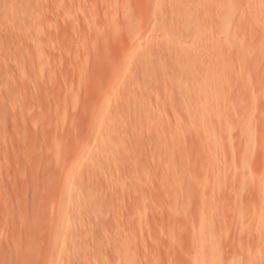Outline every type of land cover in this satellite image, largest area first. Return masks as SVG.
Here are the masks:
<instances>
[{"label": "rangeland", "instance_id": "1", "mask_svg": "<svg viewBox=\"0 0 264 264\" xmlns=\"http://www.w3.org/2000/svg\"><path fill=\"white\" fill-rule=\"evenodd\" d=\"M44 1L45 0L39 1L41 2L39 4V2L37 3V0L36 1L31 0V5L28 6L25 3L21 2V4H24V6L22 5L24 11L25 10L31 11L32 8V12H30L31 15L29 14V11L28 13L25 12L27 15L28 14L30 15V16L28 15L30 18L27 16L28 17L27 19V18H21L23 17L22 13L24 12L23 9H21V6H18L17 4V2H19L18 0L11 1L13 2V4H10L9 0L8 2H5V0L4 1L0 0L1 2L0 6H3V3L5 4L7 3L4 6L5 7L8 6V8H10L12 11V13H10V11L9 13L14 16L13 17L11 15L9 17L6 16V15H10L9 13L8 14L3 13L4 15H2V13L0 12V35L2 37V42L0 40V46L4 45V47L2 48L0 47V62L1 64H3L2 66H0V69L5 65L4 63L8 64L7 62H5L7 60L8 62H12L11 64L9 63L10 68L14 64V66L16 65L14 67V70L17 67V70L19 68L18 71L21 70L25 73L24 74L25 79H23L24 81L22 80L24 84L21 85L22 81L21 82L19 81L21 85L20 87H23L24 90L23 91L21 90L22 88L20 89L19 85H17L18 78L16 79L17 82H14L16 87L13 84L6 83L8 81H6L7 79H5V77L3 76V72L5 73V69L9 65L8 66L6 65V68H4L5 67L4 66L0 70V79L3 80V81L0 80V89L1 91L2 90L10 91V89L11 91L14 90L15 91V93L13 92L14 96L18 98V100L21 99L19 98L20 96L22 97L21 101L20 102L17 101V102H19V104L20 103L21 104L24 103V104L18 105L17 109L20 107L21 113L23 111L22 113L23 114L22 116L24 117L23 120L26 119L24 125L26 124L25 126L27 127L26 129H24L23 128L24 125H22V128L24 130L21 127L18 128L15 127L14 121L12 120L13 117L11 116L13 114L12 111H11L12 114L10 115L9 113L4 114L6 121L8 120L11 123L7 124L6 121L5 122L3 121L6 127H3L4 124L1 127V123H0V132L7 134L6 137H8V134L11 131L10 135L12 136L9 135L10 136L9 138L13 140L12 141L9 138H6L8 140H6L7 142H5L8 143L9 140H10L9 141L10 144L13 142L11 144L12 148L11 147L8 148L7 145L5 144H4L5 146L3 144L0 145V156H1L0 158L4 157L7 160V162L9 161V163H7L5 160L3 161L2 158L0 159L2 163L1 165L3 166V163L5 164L7 163L6 165L10 164L8 166L9 168L3 166L5 168V171L2 166H1L2 168H0L1 169L0 174L2 173L7 174L9 172L8 173L9 175H7L9 177L7 178L5 174L4 175L2 174V176L0 175L2 177V180L5 178L7 181L6 182L4 180L3 182H0V196H1L0 198L2 199L0 200L1 201L0 203H2L0 204L1 205L0 228L2 226L4 228V230L1 231L3 232L2 234L3 237H0V239L2 238L0 240L1 241L0 264H14V263L16 264V262L18 261L21 262V263L19 262V264H22L23 261L25 262L23 264H32L31 258L32 259L35 258L34 259L35 262L33 264L35 263L46 264L47 258L42 257L43 254H45V251L43 250L45 249L43 243L46 241L45 243L47 245L50 239L47 242V240L45 239H48V236L42 234V231L43 233L46 232L41 227L44 224H42L43 218L40 219V217L44 216L43 214H45L46 212L48 213L49 212L48 210L50 208L52 209L54 208V211L56 210H57L56 212L59 211L58 212L59 214L57 213V216L59 215L61 219L64 216L65 218L72 217L75 218L74 220L76 221L79 220L81 221V219L83 218L82 216H84V220H85L86 218V214H84L86 211L85 208L84 209L82 208L83 210V213H81L83 214L82 216H80L81 214L79 213L81 209L78 207L70 206L73 209H71L70 207L64 208L66 204L67 206L69 204L68 202V199L70 197L69 194L71 193L72 195V192H74L75 190L76 191L79 190L85 195L86 194L91 195V193L92 195H95V193H97L96 195L98 196H100V194L98 193L100 192V190H102L100 197L103 196L102 198H104L107 196L106 198H104L106 210L103 208L101 214L99 215L96 214V217L92 216V218L93 217L96 218V219L94 218L95 220L94 222H97L96 220L100 221L99 218L103 214H104L103 217L108 215L109 217L107 218H110V221H114V220L116 221V218H118L119 216L117 215L119 213L118 211H120L119 213L120 217L118 219L119 220L118 223L122 222L121 223L122 225L123 224L125 225V222L126 224L129 223L128 225L132 229L131 230L130 228H128L129 226L125 227L129 229L128 231L126 229L127 231L126 236L132 238V240L129 239V241H131L130 242L131 246L128 249L131 250L127 251V254L130 252L128 254L129 255L128 257L131 256L130 254L133 255L134 260L132 258V261L134 262V264H192V263L196 264L195 262H197V264L198 263L206 264L205 261L207 258L205 259L204 256L205 257L208 256V259L210 258V256H212L213 258L212 257L211 258L215 261V263L212 262V264H253L251 263V259H253L254 256L264 253V232H263L264 229H262L264 228V211H263L264 210V0L261 1L257 0V2L255 0H248L247 3L249 2L248 3L249 5L247 3L246 4L244 3L243 6L248 12V14L246 15L244 14L246 10H244L243 6H242L243 10L241 9V6L240 7L238 6L242 0L240 2L236 0L238 2V5H236V1L233 0L235 2L234 6L237 7L234 9L236 10L238 9V13L236 10H235L236 12L234 13L236 16L233 15V13H231L233 17L234 16L236 17L233 18L232 23L225 22L219 24L218 26L217 24L213 25L216 20L213 18V20H211L213 21V24L211 22L212 25H210L209 22L207 23L208 25L207 27L201 26V28L195 26L197 17L200 16L199 11L201 14L204 13L203 14L204 16L206 12L208 13L212 11L210 7H213V10H215L214 9L215 3H213V1L217 2L216 0H205L203 2L199 0H192V2L190 0L189 1L185 0L187 3H184V0L183 1L178 0L180 2H177V0H175V2H177V4L173 2L177 7L175 9L173 6L174 4L171 2V0L169 1L161 0L160 3H162V5H160L158 0H149V2L148 0H84V2L86 1L85 3L83 2V0H65L66 2L64 0H46L45 2ZM193 1H196L195 2L196 5H194ZM14 2H16V4ZM32 2H34L35 4L37 3L38 5L36 4L35 6V4H33ZM59 2L62 4L61 6H59ZM164 2L166 4L168 2V5L171 9V10H166L168 13L165 11L166 4L164 5ZM181 2L183 3L181 4ZM156 3H158L159 5L157 6ZM178 3H180L181 6H179ZM32 4L33 7H31ZM64 4L65 6L67 4L68 5L65 7ZM70 4L72 7L69 6ZM145 4L147 6H145ZM183 5L185 6V8L184 7L180 8ZM189 5L191 7L190 12L188 11L190 8L188 7ZM245 5L246 7L248 5V8H246ZM153 6L155 8H153ZM64 7L65 8L71 7V9L67 8L65 10ZM158 7L159 9L163 10V12L160 13L161 14L160 19H157L160 15L159 11H161L157 9ZM26 8L29 9L27 10ZM63 8L64 10H61ZM17 9L18 10L20 9V11L17 12ZM176 9H178V11ZM179 9H181L182 11H185L186 9L189 12L188 15L192 13L190 15L191 20H189L192 26H190L189 28H193L191 29L192 31L193 30L196 31L200 29V32L198 33L199 37L197 36L198 31H196V35L195 32L194 34L192 33L189 34V36L193 35V37L190 36V39L189 38L187 39L188 33H186L187 36L185 34L184 37H182L183 33L181 34V36L176 35L174 37L176 39L179 38V40L176 41H181V40L183 41L184 39L187 40L186 42H191L193 39L196 40L199 39L197 41V44L199 45L200 42H202L200 39H202L203 37V36L200 37V35L210 34V36L207 37H209V39L211 37V39L215 41L214 43L217 42L223 43L222 41L224 40V37H226L225 32H228L226 29H228L229 26L230 28L236 26L235 27L236 29L234 28L231 29L236 32V33L233 32V35L235 33V41L233 42L234 48H232L234 49V51L232 50V52L230 53L233 56L229 58L228 55V59H231L230 61L232 63V64L230 63L231 65L229 64L228 68L233 66L232 72L231 69H226L229 70L228 74H230L231 76L230 75L225 76V73H227L225 71V73H223L222 78L220 80L221 85H224L227 91L225 90L224 87L221 86L222 89H224L226 93L230 90L229 91L230 94L228 92L227 93L228 95H226V99L227 96H229V98L226 100L224 97V101L221 100V102L223 103L219 102L220 101L219 100L218 103H216L217 105L216 104H215L216 106L214 105L216 107V109L214 108L216 112L213 110L215 113H212L213 111H211L209 114L206 115L204 114V116L202 117L200 116L201 118L198 117L195 119L194 118L189 119V116L186 114L185 111L186 108L184 110V106H180L181 104L176 105L174 103L173 104L169 103L170 99L167 96L168 95L167 92H169V96L171 93H174V91L170 93V91H172L173 89L176 92L179 91L178 88L176 89L171 86L173 82L172 84L170 82V86L172 87V90H170L171 87L169 86L168 83L171 78L176 84L175 87L177 85L178 87L185 86L184 83L186 80V78H184V80H182L184 81V83L179 85L178 81L181 80L180 78L183 79V77L178 76L180 77L178 78L176 75L177 72L175 71L176 67H174L175 70L170 67L171 61L169 59L171 58L168 59L170 61L169 62L170 64L169 63H167L168 65L164 64L163 61L167 57L165 53L160 54L162 51L164 52L166 50L165 49L166 47L171 49V44L173 45V43L175 42L174 37L172 35L171 37L173 38L172 40L174 41L170 42V40H167L169 39L168 37H170V35H168V37L167 35L165 36V34H167L165 32L166 31L168 32L167 27H169L168 23L170 22V21L168 22V20H170L169 19L170 16H168L170 15L169 11H171V14H173L174 11L176 10L174 14H177L181 11ZM67 10H69L68 12H71L69 13L70 15H68L70 17L67 16L68 13H65V11ZM38 12L40 14H38ZM62 12L64 15L62 14ZM197 12H198V16H197ZM126 13H128V15ZM65 14L68 18H66ZM72 14H74V16ZM192 15L197 17L193 18ZM242 15L243 16L245 15L246 17L245 16L242 17ZM1 16H5L3 18L5 19L7 18L8 20H1L2 19ZM11 17H13V19L10 20ZM32 17L33 18L35 17V19H33ZM22 19H25V21L28 20L26 22H32L31 19L33 21L37 19V21L34 22L36 25H38L39 23L40 26L39 27L40 30H39V34L37 35V38L39 41L38 43V48L40 50L39 52L42 57H40L41 59L39 61L41 62V65H39L40 67L39 75L41 76L38 77L39 79L37 83L38 87H35L37 86V84L33 86L34 84H32L33 82L29 77L30 74H28L30 73V65H31V64L29 65L30 61L27 60L28 58H26V53L29 50L31 51V47L29 48L30 45L29 43H27L28 40L26 41L24 37L20 38L22 35L19 36L15 28L13 29V26L16 25V21L19 22L22 21ZM242 20L243 22L244 20H246V22H244L243 24ZM6 21L7 22L11 21L13 23V26L11 25L12 31H10V34L11 33L12 34L11 35L9 34L10 36H8L6 32H8L7 30H9L11 26L8 24L9 22L5 23ZM230 24H232L233 26ZM44 26H46L44 28L46 30L48 29L49 30L51 29L52 31L54 29L55 30L53 32L48 30L46 32V30L43 29L42 31V28ZM134 26L141 27L140 30L143 28V31H140V33H138L139 36L138 34L136 36L135 31L129 30V28L130 29L136 28ZM239 26L241 28V31L238 30ZM205 28L206 31H204ZM207 28L208 29L212 28L213 30L210 29L211 30L210 32ZM230 28L228 30L232 34ZM136 29L138 30V28ZM207 30L209 33H207ZM201 32L202 34H200ZM230 33L228 32L227 34L231 35ZM14 34L16 38L12 36ZM135 37L139 38V40L141 39V41H139L140 46L136 47L137 49L135 50H134L135 46L134 47L131 46L133 50L129 48L130 51L127 54L128 52L127 50H129L127 48L128 40L132 38L131 41H133L136 39ZM160 37L162 38V40ZM19 38L20 39L24 38L25 41H20ZM100 39H102L103 42H105L104 43L105 46H103L104 45L103 43H100L102 42V40ZM209 39L207 42L210 41ZM202 40L204 41L203 44H205L206 39L205 40L202 39ZM124 41L126 42L124 43ZM131 41H129L128 47H130V45L133 44ZM12 43H14V45ZM15 43H17V45H15ZM51 43L53 44L51 45ZM120 43L121 44L123 43L122 46ZM155 43H156V47L154 45ZM9 44H12L10 45V48H9ZM55 44L56 46H54ZM116 44H118V46ZM124 44H126V46H124ZM160 44L162 45V48H160L159 46ZM153 45L155 48H158L157 46H159V48L161 49L159 50L161 52L159 51L158 53V50L156 49L157 52H155L154 54L153 50L155 48L152 49L151 47ZM13 46L15 48L18 46L19 47L18 49L17 48L14 49ZM25 46L27 47V49H25ZM20 47L23 50V53L25 54V57L22 58L23 60L20 59V57L17 58V55L13 56L14 53L16 54V51L20 49ZM117 47H119L120 49ZM123 47H125L126 49ZM148 47H150L152 51L150 49L149 50L153 52V54L148 52L147 50ZM3 48L5 49L4 52H3ZM7 49H9L8 52L6 51ZM170 49L167 50L170 51ZM200 49L204 50V47L201 46ZM200 49L196 52V54L187 57L186 62L184 60L183 64L185 63L187 64L188 62L191 64V61L192 64L196 62L198 63L200 57H202L203 55H204L203 57H205L204 51L202 50L201 52ZM119 50L121 51L126 50V51H123L124 52L123 53ZM5 51L7 53H9L10 51L11 56H9L10 54L8 56L4 55ZM12 51L14 52L13 54ZM30 51L28 52L29 54ZM199 51L201 52L200 54L198 53ZM122 53L123 54L126 53L127 55H123ZM145 53H147L146 55H148L147 56L148 58L145 57L146 56ZM150 54H152L153 56ZM154 55H156L155 56L156 59L153 58ZM163 55H165L164 56L165 58H163ZM143 56L146 58L145 60L147 59L149 60L148 61L149 64H150V60L153 59L151 60L152 64H150L149 67L150 68L154 67L153 69L156 68L155 69L156 72L155 71L148 72L149 76L145 72L146 71V69H144L145 65L143 64L139 65V62L145 61L142 60ZM149 56L151 57L150 59ZM3 57L5 59V61H3L4 63L2 62ZM25 59L27 60V62L29 61L28 64L26 62V65L24 63ZM14 60L17 62H14ZM156 62L157 63L163 62L162 65H164L163 66L164 69L168 68V70H166V72L168 71L166 73L167 75L164 76V73L161 74L162 78L161 76L159 77V75L162 71L165 70L159 69L161 68L160 64H158L159 67L157 68ZM153 63L156 65H154ZM21 64L23 65L22 67L20 66ZM138 65L139 67L144 66L143 69H141L140 67L141 70H144L141 73L142 76L144 78L145 76L146 78L148 76L149 77L148 79H150L148 81L149 84L142 82L143 84L146 85L145 87H147L148 85V88L150 90L148 89L147 90L149 92H147L146 89L145 91L143 90V93L142 91L140 92V88L138 86L140 84L139 81H138L139 84L137 85L138 89H136L137 87L135 88L134 85V88L137 91H135V89L133 88L134 83L130 84L132 81L131 74L134 73L135 76L138 75L137 73L140 69L138 70L135 69L138 67ZM169 67L171 71L174 70L172 71V73H170V75L173 76L170 79H168L169 81H167L168 83L166 87L162 88L165 82L164 77L166 76L168 78L170 77L168 74L170 71ZM7 69L9 71V68ZM12 69L13 67L11 68V70ZM157 69L159 70V72L161 70L162 71L159 73ZM223 69L224 68H222L221 72L225 70ZM11 70L9 72L7 71L6 72L10 74ZM14 70L12 73L18 72V71L16 72V70L14 72ZM114 73H116V76H118V78L120 77L119 73L121 74V77L125 75L123 77L125 80L124 79L122 80L121 84H119L118 88L116 89V93L110 97L111 101L115 104V106H113L112 102L109 101L108 104L111 103L110 105H112V107H109L110 105H107L106 102V100H108L109 98L105 100L104 95L110 91L109 89L111 86L108 85V83L110 84L109 80L115 76ZM156 73L158 75H156ZM223 76L225 77L223 78ZM141 78L140 80L143 79ZM146 78L143 79L144 82ZM151 78H153L152 79L153 82H151ZM155 78L156 80L159 79L157 82L163 85L159 86V84L156 82V84L158 85L156 86V84H154ZM225 78H228V80L227 79L224 80ZM166 79L167 78H165V80ZM161 80L164 82L161 83L162 82ZM226 81H228V83ZM142 83L140 84L141 85L140 87H142L141 90L145 88L144 86H142ZM106 85L109 86V89L108 87L106 88ZM153 85L155 86L154 88ZM227 87H230V89L229 88L227 89ZM130 88H133L135 92H138L139 94L138 93L137 94L139 96L141 94V95H145V98H149V101L152 102V105L154 104L153 105L154 108L156 107L158 102L161 103L167 102L165 107L164 105L163 106L161 105L162 107H164L162 109L164 110V114H165L163 116V120H161V123L159 121L161 118L157 119L155 116H153V113H150V115L145 119V122L148 121L147 125L143 126L142 120L144 119L138 117L136 119L133 118L134 116L136 117V115H134L137 114L134 111L136 109L131 108L130 105L129 106L130 109H128L127 106V109L129 111L125 110L127 111L125 112L123 110L126 109V107H124L126 105H123L125 104L123 102L121 103L119 97L122 95L121 98L122 100H124L126 96H124L123 98V93L125 92V95H127L129 93L127 90H129ZM152 88L154 89V93ZM166 88L167 89L169 88V91L168 90L165 91ZM16 89L19 90V92L17 91L18 93L16 92ZM37 89L38 91H36ZM31 90L34 93H32ZM219 90L220 92L222 91L220 87ZM249 90L251 93L249 92ZM39 91L40 93H38ZM126 91L128 93H126ZM132 91L133 90L130 89V92ZM134 91L132 93H134ZM225 91H222L221 95L223 94L225 95L226 94ZM96 92L98 93L97 95L101 93L100 95L101 97H103L102 99H104L105 101V102L103 101L104 107L102 106L103 103L99 101L102 100L100 99L101 98L100 95L97 96ZM19 93L20 96L19 97L16 96V94L19 95ZM152 93L153 95L156 94L155 96L157 97L154 98L155 96L149 95ZM174 94L176 96V93ZM138 95L136 97H138ZM150 96L153 99H151ZM6 98L7 96L5 97V99ZM7 100H9V98H7ZM155 101L157 102L155 103ZM5 102L6 101L4 100L2 103ZM7 102L9 106H5L4 104L1 105L3 107L2 109H5L4 113H7V111L10 112V110L13 109L11 106L12 104H9L11 103V101L10 102L7 101ZM99 103L101 104V106H99ZM10 106L11 109L10 108L6 109V107H10ZM35 106H37L38 108ZM158 106L161 109L160 104ZM168 106H170L169 110H171V108L173 109V112L165 110ZM159 107L157 111H160ZM2 109L0 107V110ZM181 109H183V111ZM181 112L183 114H180ZM252 112H255V114ZM124 113L129 114L128 116L131 120L127 118L128 117L127 114ZM179 114L181 118H179ZM165 116H167L168 118ZM175 116H177L176 119ZM184 116L187 118L186 119L187 122L184 120ZM121 117L123 119H121ZM116 119H118L116 123L119 124H115V125L117 126L119 125L118 126L119 129H117V126H115V128L118 131L115 136H117L118 140L121 137L120 144L117 142L118 140L115 137L114 141L117 147L114 145L115 149H109L111 147L108 146L109 148L108 147L106 148L104 146L102 147L104 148L103 151H101L102 150V148H100L101 143H99L98 138H95L94 136L97 133L98 125L100 124L105 125V123L107 124V126L114 125ZM126 119L130 121L127 122ZM132 119L135 120L134 124H136V126L134 124L131 125ZM139 119L141 120L140 123L138 122ZM155 119H157L156 122ZM188 119L190 120L189 121L190 123L188 122ZM31 120L33 123L31 122ZM112 121L113 124L111 123ZM151 121H153V124H150ZM180 121H182L183 124ZM176 122H180L182 124L181 125L182 127L180 125H177ZM137 123H139L140 126ZM169 123L171 124V126ZM175 123H176V127L174 126ZM187 123H189L190 125ZM184 124L185 126L187 125L189 127H187L186 129V127L183 126ZM13 125H14V129H13ZM35 126H38V128ZM33 127L35 130L32 129ZM120 127L123 128L120 129ZM1 129L4 131H2ZM6 129L8 130L5 133ZM119 130L121 132H119ZM22 133L24 135L21 136ZM31 133L33 134L35 133V135ZM17 135L22 137L20 138V141L24 138L22 140L23 144L22 142L20 144V142L18 143L15 140L17 139L14 138L15 136L18 137L17 140H19V136ZM79 144L81 145L80 147L78 146ZM17 145L19 147H17ZM82 145H86V147L82 149ZM8 146L10 145L8 144ZM51 146L54 148L51 149L52 148ZM7 149H8L7 153L9 154V159H7L8 156V154L6 153ZM51 150L52 151L54 150V153L53 152L49 153V151ZM78 150L79 151L84 150V152L89 153L87 159L88 161H86L87 163L85 162L83 167L81 166L79 168L80 170L79 175L84 180L85 176L87 175L86 172L91 171L90 173L88 172L89 173L88 175H91V180L88 181L90 176L87 175L88 176V177L86 176L87 181L84 180L82 182L80 181L79 177L77 178L75 177L71 183L70 182L66 183L64 179L65 178L64 175H61L62 174L60 171L61 169L56 168V164H54V162L57 163L58 165L59 164L58 160L60 159L59 166H61L62 168H65L67 166L71 167L73 165V157ZM1 152H3L4 156L1 154ZM99 154L102 157L100 156L99 158V156H97ZM56 155H58V157L56 160H54L56 158ZM95 158L96 160H99L97 162V167H96L97 169L102 168V165L99 164H103V163H104L103 165L105 166V167L103 166V168H106L100 170L98 169L100 173L96 168L93 167L96 163ZM93 161L95 162L93 163ZM101 161L103 163H100ZM62 162L64 164L63 166L61 165ZM91 165L93 169L98 171L95 172V174L94 173L93 174L100 178L93 179L92 176L94 175L92 174L93 169L92 168H91L92 170L90 169ZM56 170L58 171L59 177L56 174L57 172H55ZM56 179L57 180L60 179V181L59 180L57 181ZM62 180L64 181L62 182V184L60 183L61 185H59V182H61ZM79 182L83 184L82 187L80 186ZM79 186L82 188L83 191L79 189L80 188ZM87 189L88 192L91 190L90 193L87 192ZM49 190L51 191V193ZM112 192L114 195L112 194ZM111 197H113L114 199ZM106 200H108L109 202ZM34 201L36 203H34ZM113 201L116 202L114 203ZM36 204H38L40 208L37 205L38 208L37 209L35 207ZM4 205H6V208L9 211L8 213L5 212V214L2 215L3 209L1 208H3L2 206ZM49 206L52 207L49 208ZM24 207H26L27 209V212H24V215L26 214V218L28 217L27 218L28 220L25 219L27 223L23 219L25 216H23L22 213L23 211H21L23 210ZM6 208L4 210H6ZM77 208L79 211H77ZM107 208L109 209L110 212L112 210L113 212L110 213ZM43 209L45 211L47 209L48 210L45 212ZM32 210H35L34 211L35 213ZM37 210L42 215L40 213L38 214ZM116 210L118 213H116ZM17 211L21 213V215L17 213ZM56 212H54L55 215ZM106 212L107 214H105ZM36 213H37V217L34 215ZM112 213L114 214L116 213L115 219L113 220L112 218L114 217V214L112 215ZM109 214H111L112 217ZM121 214L123 215V217H125L124 221L121 220L123 219L121 218L122 216ZM33 215L35 216V218L33 217ZM97 215L99 216L98 219H97ZM196 215H200L201 217L204 218L203 220L205 221V224L198 231V236L203 237V235L204 236L207 235V238L208 239L210 238L209 240L207 239V242L201 244V246L197 244L198 236L197 238L195 237L194 239V237H191L187 233L188 232L187 229L190 224L189 220L191 217H195ZM18 216L19 217L22 216L21 217L22 220ZM57 216L56 218L59 217ZM89 216L90 217H87V222L94 223L90 214ZM18 218L19 220H21L20 224L22 226L20 227H19L20 224L18 223L19 222ZM107 218L105 217V219ZM126 219L129 220L128 223ZM84 220L82 219L83 222ZM102 220L104 221V219H101V221ZM32 222L34 223L33 224L34 226H37V224L40 225H38L37 227H33L34 228L33 229L31 227L32 224L29 225ZM209 224H211L212 226ZM25 225L27 229H25ZM124 225L122 227L123 229L121 228L122 231H125ZM28 227H31L30 231ZM210 229H214V232L210 231ZM260 229L262 231L258 232ZM18 230L20 231L23 240L22 238L21 240H19L21 236L18 233L19 232ZM33 230L36 232L37 235H35V232H33ZM122 231H120L119 233L121 236H123L121 234L123 233ZM209 231L212 233L213 235L212 237ZM1 232H0V236H1ZM4 232L5 235L6 234L9 235L7 236V238L9 237V239L11 238L12 240V242H10L11 240H9L8 241L9 243L13 245L15 243L18 246V243H20L19 241H21L20 246L22 245L21 248L23 249L28 247L31 244L29 243L30 240H32L31 241L32 245L28 247L30 248V250L28 249L29 253L26 251L27 248L24 250L20 248L21 251L19 250V248H17V250H19V252L17 251L18 253L14 249L17 255L19 256V257L16 256L17 259H15L14 257L15 253H12L14 252L12 251L14 247L13 245L11 247V244L5 241L6 237L4 235ZM27 232L29 234L30 233L32 234L33 232L34 236H32L31 234L28 235ZM128 232H130L132 236H129ZM257 232L262 234L260 235ZM125 233L126 232H124L123 234L125 235ZM26 234L28 235V238H26L27 237ZM12 236H14L16 240ZM30 236L32 238H30ZM42 236H46V237L45 239L43 237L41 242ZM4 237L5 240H3ZM17 237H19V239H17ZM35 237H37L38 239ZM13 240H15L16 242H13ZM27 240L29 242H27ZM35 240L36 241L39 240L37 242L38 243L40 242L42 244L40 243L34 244V242H36ZM129 241L125 243L129 244ZM7 243L12 248L11 253L14 255L9 254L10 247L9 249H7L8 247ZM40 245L41 248L40 247L38 248V246ZM33 250H36L37 255H39L37 256L38 257L37 259L39 258L41 259V260L39 259L40 260L39 262L37 261L35 256L32 257V254H31V258L30 255H28L30 254V251ZM33 252L36 254L35 251ZM23 253L25 254L26 257L29 256L30 259L29 258L26 259L25 256L24 259V257L21 256V254L23 255ZM20 256L21 259L19 260ZM56 256L57 255H55L53 260H57L58 256L57 257ZM8 257L10 258L13 257L14 261L10 258L8 259ZM200 257L203 258L200 259ZM75 259L77 260L78 258ZM196 259H199L200 261ZM78 260L74 261L73 259L72 261L70 259L69 262L64 261V263H60V264H76V263L79 264L81 260L80 261ZM202 260H204V263H202L203 262ZM92 261L93 259L91 260V263ZM132 261L131 262L128 261V264H131ZM123 263L124 262H122V264Z\"/></svg>", "mask_w": 264, "mask_h": 264}, {"label": "bare ground", "instance_id": "2", "mask_svg": "<svg viewBox=\"0 0 264 264\" xmlns=\"http://www.w3.org/2000/svg\"><path fill=\"white\" fill-rule=\"evenodd\" d=\"M2 1H4V0H2ZM11 1H13V0H9V3L10 4H13V2H11ZM16 1V0H15ZM19 2H20V4H19V2H17V4H18V6H21V9H23L22 8V5L24 6V4H21V2H23V3H25L27 6L28 5H31V0H18ZM33 1V0H32ZM34 1H36V0H34ZM39 1H41V0H39ZM38 0H37V3L39 2ZM46 1V0H45ZM44 1V2H45ZM65 1V0H64ZM165 1V0H164ZM169 1V0H168ZM181 1V0H180ZM180 1H178L177 0V2H180ZM183 1V0H182ZM189 1V0H188ZM191 2H192V0H190ZM199 1H205V0H199ZM217 2H215V1H213V3H215L213 6L215 7L214 9L215 10H213V7H210L211 8V10L212 11H210L209 9V11L210 12H206L205 13V15L203 16V14L204 13H200V11H199V15L201 16V18H200V16L199 17H197L198 16V12H197V16H194V15H192V17L194 18V17H197V20H196V18H195V20H196V23H195V26H198V27H200L201 28V26L202 27H207L208 25H207V23H209L210 22V25H212L213 24V21H211V20H213V18L214 19H216L215 20V23L213 24V25H216L217 24V26L219 25V24H221V23H232V20H233V18L236 16L234 13L237 11V13H238V9L236 10V9H234V8H237L236 6H234V1L233 0H216ZM236 1V0H235ZM238 2H240L241 0H237ZM236 1V5H238V2ZM247 1L248 0H242L240 3H239V7L241 6V9L243 10V8H244V3L246 4L247 3ZM256 2H257V0H255ZM261 1V0H260ZM5 2H8V0H5ZM51 2V1H50ZM61 2V1H60ZM59 2V6H61L62 4ZM66 2V1H65ZM68 2V1H67ZM71 2V1H70ZM78 2H80V1H78ZM83 2H84V0H83ZM86 2V1H85ZM84 2V3H85ZM147 2V1H146ZM148 2H149V0H148ZM153 2V1H152ZM155 2V1H154ZM158 2L160 3L161 2V0L159 1L158 0ZM163 2V1H162ZM171 2L173 3H176L177 4V2H175V0H171ZM195 2L196 1H193V3H194V5H196L195 4ZM255 2V3H256ZM1 3V2H0ZM15 4H16V2H14ZM33 4H35L34 2H32ZM36 3V4H37ZM41 2H39V4H40ZM49 3V2H48ZM64 3V2H63ZM77 3V2H76ZM75 3V4H76ZM173 3V4H174ZM183 2H181V4H182ZM184 3H187L185 0H184ZM192 3V4H193ZM199 3H201V2H199ZM249 3V2H248ZM247 3V4H248ZM7 4V3H6ZM5 3H3V6H0V12L2 13V15H4L3 13H9V11H10V13H12V11H11V9L10 8H8V6L7 7H5L4 5H6ZM10 4H8V5H10ZM33 4H32V6L31 7H33ZM36 4H35V6H36ZM69 4V3H68ZM67 4V5H68ZM146 4H149V3H146ZM145 4V6H147ZM153 4V3H152ZM157 4V6L159 5L158 3H156ZM155 4V5H156ZM166 3L164 2V5H165ZM179 4V6H181L180 5V3H178ZM192 4H191V6H192ZM1 5V4H0ZM26 5H25V7H26ZM38 5V4H37ZM48 5V4H47ZM66 5V6H67ZM74 5V4H73ZM160 5H162V3H160ZM168 5V2H167V4L164 6L165 7V11L166 10H171L170 9V7H169V5ZM171 5V4H170ZM249 5V4H248ZM248 5H247V7H246V5H245V7L246 8H248ZM56 6H57V4H56ZM64 6H65V4H64ZM65 6V7H66ZM69 6H71V4L69 5ZM78 6V5H77ZM174 6V9L175 8H177L176 6H175V4L173 5ZM178 6V7H179ZM242 6H243V8H242ZM31 7H29V8H31ZM46 7V6H45ZM64 7V8H65ZM72 7V6H71ZM71 7H67V8H70L71 9ZM185 8V6L183 5L182 7H180V8ZM188 7H190V5L188 6ZM18 8H20V7H18ZM28 8V9H29ZM59 8H62V7H59ZM64 8L63 9H61V10H64ZM67 8H65V10L67 9ZM152 8V7H151ZM153 8H155L154 6H153ZM161 8V7H160ZM169 8V9H168ZM9 9V10H8ZM27 9V8H26ZM27 9V10H28ZM34 9V8H33ZM69 9V10H70ZM157 9H159V7L157 8ZM162 9H163V6H162ZM186 9H188V8H186ZM185 9V11H182L181 9H179V10H181L179 13H177V14H174L175 12H176V10L178 11V9H176L175 11H174V13L173 14H171V11H169L170 13V15H168V16H170L169 17V19L170 20H168V22L170 23H168V25H169V27H167L168 28V32L166 31L165 33H167V34H165V36L167 35V37H168V35H170V37H171V35L174 37V36H181V34L183 33V36L182 37H184L185 36V34L186 33H188V37H187V39L189 38L190 39V36H192L193 37V35H190L189 36V34H194V32H195V35H196V31H198L197 32V36H198V33L200 32V29L199 30H191V29H193V28H189L190 26H192L191 25V22L189 21V20H191L190 18H191V14H189L188 15V13L191 11V7L189 8V12L187 11ZM240 9V8H239ZM69 10H67V11H65V13H68L67 14V16L68 15H70L69 13H71V12H68ZM159 10H161V9H159ZM208 10H205V11H208ZM236 10V11H235ZM244 10H246L245 8H244ZM8 11V12H7ZM18 11H20V9L18 10L17 9V12ZM29 11V10H28ZM28 11H24V9H23V12L25 13H28ZM54 11V10H53ZM71 11V10H70ZM73 11V10H72ZM194 11V10H193ZM30 12H32V8H31V11H29V14L31 15V13ZM37 12V11H36ZM35 12V13H36ZM81 12V11H80ZM126 12V11H125ZM124 12V13H125ZM161 12H163V10H161V11H159V14L161 13ZM167 12V11H166ZM165 12V13H166ZM201 12H204V11H201ZM9 13V14H10ZM22 13L23 15V17H21V18H27L28 19V17L30 16L29 14V16L25 13ZM49 13V12H48ZM168 13V12H167ZM194 13V12H193ZM231 13H233V15H235L234 17H233V15L231 14ZM239 13H240V11H239ZM244 13V12H243ZM21 14V13H20ZM33 14V13H32ZM38 14H40L39 12H38ZM52 14V13H51ZM62 14H63V12H62ZM122 14V13H121ZM127 15H128V13H126ZM125 14V15H126ZM158 14V13H157ZM156 14V15H157ZM242 14V13H241ZM245 15L246 14H248V12H247V10H246V12L244 13ZM12 14H10V15H6V16H11ZM26 15V16H25ZM56 15V14H55ZM64 15V14H63ZM73 16H74V14H72ZM82 15V14H81ZM154 15V14H153ZM165 15V14H164ZM163 15V16H164ZM167 15V14H166ZM196 15V14H195ZM240 15V14H239ZM244 15V16H245ZM13 16V15H12ZM25 16V17H24ZM28 16V17H27ZM38 16V15H37ZM36 16V17H37ZM65 16H66V14H65ZM66 16V18H68V17H70V16H68L67 17ZM155 16V15H154ZM189 16V17H188ZM231 16V17H230ZM238 16V15H237ZM243 15H242V17H244ZM3 17H5V16H1V20H8L7 18L5 19V18H3ZM14 17V16H13ZM13 17H11L10 18V20L11 19H13ZM63 17V16H62ZM124 17V16H123ZM246 17V16H245ZM30 18V17H29ZM33 18V17H32ZM41 18V17H40ZM126 18V17H125ZM161 18V14L159 15V17L157 18V19H160ZM236 18V17H235ZM33 19H35V17L33 18ZM128 19V18H127ZM167 19H168V17H167ZM123 20V19H122ZM193 20V19H192ZM26 21H28V20H26ZM25 21V19H22V21H19V22H17L16 21V25L15 26H13V23L11 22V24H10V22L8 23L7 21L5 22V23H8L10 26L12 25L13 26V29L15 28V30H16V32H18V35L19 36H21L20 38H22V37H24L25 39H26V41H27V43H29V48L31 47V51H30V54L27 52L26 53V58H28L27 60H29L28 62H29V65H30V73H28V74H30V78H31V81L33 82L32 84H34L33 86H35V84H37L38 83V81H39V79H38V77L39 76H41V75H39L40 74V67H39V65H41V62H39L40 61V57H42L41 56V54H40V50H39V48H38V43H39V41H38V38H37V35L39 34V23H38V25H36L35 24V22L34 21H37V19L36 20H32L31 19V21L32 22H26ZM238 21V20H237ZM2 22H4V21H2ZM65 22V21H64ZM67 22V21H66ZM204 22V23H203ZM206 22V23H205ZM211 22H212V24H211ZM242 22H243V20H242ZM244 22H246V20H244ZM244 22H243V24H244ZM50 23V22H49ZM3 24V23H2ZM66 24V23H65ZM233 24H234V22H233ZM236 24H237V22H236ZM246 24V23H245ZM45 25V24H44ZM200 25V26H199ZM206 25V26H205ZM230 25H232V24H230ZM4 26H6V25H4ZM12 26H11V28L9 29V30H7L8 32H6L7 34H8V36H10L11 34H10V31H12ZM194 26V27H195ZM233 26V25H232ZM241 26V25H240ZM240 26L238 27V30L239 31H241V28H240ZM247 26V25H246ZM8 27V26H7ZM46 26H44L43 28H42V31H43V29L45 28ZM55 27V26H54ZM134 27H136V28H138V30L136 29V28H132V29H130L129 28V30H132V31H135V33H136V36H137V34L138 33H140V31H143V28L140 30V28L141 27H137V26H134ZM144 27V26H143ZM210 27V26H209ZM236 27V26H235ZM234 26H233V28L234 29H236ZM67 28H68V26H67ZM112 28V27H111ZM114 28V27H113ZM162 28V27H161ZM167 28H164V29H167ZM229 28H230V26H229ZM228 28V29H229ZM233 28H230V30L231 29H233ZM240 28V29H239ZM48 29V28H47ZM64 29H66V28H64ZM135 29V30H134ZM146 29V28H145ZM160 29V28H159ZM163 29V30H164ZM208 29V28H207ZM211 30H213L212 28H210ZM210 29H208L210 32H211V30ZM228 29H226L229 33H230V31L228 30ZM243 29V28H242ZM44 30H46V29H44ZM49 30V29H48ZM48 30H46V32L48 31ZM55 30V29H54ZM53 30V31H54ZM115 30V29H114ZM153 30V29H152ZM152 30H150V31H152ZM208 30H207V33H209L208 32ZM245 30V29H244ZM244 30H243V32H244ZM6 31V30H5ZM49 31H52L51 29L49 30ZM52 31V32H53ZM73 31V30H72ZM131 31V32H132ZM137 31V32H136ZM149 31V30H148ZM160 31V30H159ZM204 31H206V28H205V30ZM67 32V31H66ZM70 32V31H69ZM161 32H162V30H161ZM164 32V31H163ZM228 32H225L226 34L228 33ZM231 32H232V34L231 35H229V34H225V36L227 37H224V40L222 41L223 43H221V42H217V43H214L215 41H213L212 39H211V37H210V39H209V37H207V36H210V34H208V35H203L202 34V32L200 33V34H202V35H200V37H202V39H206L205 41V44H203L204 43V41L202 40V39H200L202 42H200V44L198 45L197 44V41L199 40H196V39H193L191 42H186L187 40H184L183 39V41L181 40V38H180V40L182 41H176V40H179V38H175L174 37V40H175V42L173 43V45L171 44V49L170 48H165L166 50L163 52H161L160 50V48H162V45L160 44L159 46H160V48H159V46H157L158 48H155L156 47V43L154 44L155 45V47H154V45L153 46H151L152 47V49L153 48H155L153 51H154V54H155V52H157V50H158V53H159V51L161 52L160 54H162V53H165V55H166V57L167 58H165L164 56L165 55H163V58H165L164 59V64H167V63H169L170 61H171V65H173V66H171L170 65V67L171 68H173L174 70H175V68L174 67H176V72H177V77L178 76H182L183 77V79L182 78H180V77H178V78H180L181 80H179L178 81V84L180 85V84H183L184 83V81H182V80H184V78H186V80H185V83H184V85L185 86H183V87H178V85L175 87V82L173 81V79L171 78L172 76L170 75V73H172V71H174V70H172L171 71V69H170V67H169V78L166 76V77H164L165 75H167L166 73L168 72H166V70H168V68L167 69H164V65H162V63L160 62H156L157 63V68L159 67L158 66V64H160V67L161 68H159V69H164L165 71H160L159 72V70H158V72L160 73V75H159V77L161 76V78H162V75L161 74H163L164 73V81H162L161 83H163L164 82V86H162L161 84H159V82H157L159 79H157L156 80V78H157V76H156V78L154 79V84H156V82L159 84V86H162V88L163 87H166V85H167V81H169L168 79H170V81H169V86H170V82H171V84H172V82H173V84L171 85L172 87H174V88H178L179 89V91L178 92H176L174 89L172 90V87H171V89L170 90H172V91H170V93L171 92H173L174 91V93H176V96H175V94L174 93H171L170 94V96H169V92H167V96H168V98L170 99H168L167 101L169 102V103H171V104H176V105H179V104H181L180 106H184V110H185V108H186V114L189 116V119H191V118H198V117H202V116H204V114L206 115V114H209L211 111H215V109H216V103H218V101L219 102H221V100L222 101H224V97H225V99H226V95H228L227 93L230 91H228L227 93H226V88H225V86L224 85H221V83H220V80H221V78H222V75H223V73H225V71L227 72V73H225V76H227V75H230V74H228V71L229 70H226V69H231V72H232V67H230V68H228L229 67V64L231 63V59H228V55H229V58H231L233 55L232 54H230L231 52H232V50L234 51V49H232V48H234V41H235V31L234 30H231ZM233 32H235L234 33V35H233ZM3 33V32H2ZM14 33V32H13ZM56 33V32H55ZM133 33V32H132ZM203 33H206V32H203ZM4 34V33H3ZM10 34V35H9ZM64 34H65V32H64ZM129 34V33H128ZM151 34V33H150ZM164 34V33H163ZM132 35V34H131ZM130 35V36H131ZM134 35V34H133ZM149 35V34H148ZM230 37H229V36ZM233 35V36H232ZM2 36H4V35H2ZM12 36H14L15 37V34L14 35H12ZM18 36V37H19ZM54 36V35H53ZM103 36V35H102ZM129 36V35H128ZM138 36H139V34H138ZM140 36H141V34H140ZM186 36H187V34H186ZM69 37V36H68ZM164 37V36H163ZM166 37V38H167ZM170 37H168L169 39H167V40H170V42H173L174 40H172L173 38L171 37V39H170ZM199 37V36H198ZM204 37H206V38H204ZM16 38V37H15ZM19 38V39H20ZM23 38V39H24ZM130 38V37H129ZM133 38V37H132ZM132 38L131 39H129L128 40V44H129V41H131L132 40ZM136 39L135 40H133V41H131L133 44L132 45H130V47H128V44H127V48L129 49V48H131V46H135L134 47V50L135 49H137L136 47H139L140 46V43H139V41H141V39L139 40V38H137V37H135ZM161 38V37H160ZM210 40L209 42H207L208 41V39ZM10 39H11V37H10ZM23 39H20V41H25V39L23 40ZM112 39V38H111ZM134 39V38H133ZM0 40H1V42H2V37H1V35H0ZM7 40V39H6ZM100 40H102V39H100ZM127 40V39H126ZM161 40H162V38H161ZM112 41V40H111ZM117 41V40H116ZM213 41V42H212ZM120 42H122V41H120ZM126 41H124V43H125ZM130 42V43H131ZM162 42V41H161ZM160 42V43H161ZM21 43V42H20ZM24 43H26V42H24ZM54 43V42H53ZM53 43H51V45L53 44ZM100 43H105V42H103V40H102V42H100ZM117 43V42H116ZM13 45H14V43H12ZM12 44H9V48H10V45H12ZM121 44V43H120ZM123 44V43H122ZM122 44H121V46H122ZM158 44H159V42H158ZM15 45H17V43H15ZM23 45V44H22ZM25 45V44H24ZM117 46H118V44H116ZM115 45V46H116ZM206 45H208V46H205ZM54 46H56V44L54 45ZM103 46H105V44L103 45ZM124 46H126V44H124ZM201 46L202 47H204V54H205V57H200V60H199V62L197 63H193L192 64V61H191V64L188 62L187 64L185 63V64H183L184 62V60H185V62H186V58L187 57H189V56H192V55H194V54H196V52L201 48ZM1 48L2 47H4V45H2V46H0ZM6 47H7V44H6ZM14 47V46H13ZM19 47V46H18ZM18 47H16L17 49H18ZM24 47V46H23ZM22 47V48H23ZM170 47V46H169ZM15 47H14V49H16ZM42 48V47H41ZM117 48H119V47H117ZM123 48H125V47H123ZM13 49V50H14ZM25 49H27V47L25 46ZM120 49V48H119ZM121 49H122V47H121ZM126 49V48H125ZM132 50H133V48H131ZM150 47H148L147 48V50H148V52H150V53H152L153 54V52H151L150 50ZM157 49V50H156ZM160 49V50H159ZM164 49V48H163ZM167 49H170V51H168ZM4 48H3V52H4ZM8 50L9 49H7L6 51L8 52ZM156 50V51H155ZM202 50L200 49V51L202 52ZM1 51H2V49H1ZM5 51V54L4 55H9L10 54V51H11V49H10V51H9V53H7ZM25 51V50H24ZM42 51V50H41ZM119 51H121V50H119ZM123 51H126V50H123ZM123 51H121V52H123ZM128 52H127V54L129 53V51H130V49L129 50H127ZM168 53H167V52ZM198 52L199 54L201 53V52ZM54 52V51H53ZM7 53V54H6ZM14 52L12 51V54H13ZM117 53H118V51H117ZM124 53V52H123ZM122 53V54H123ZM126 53L125 54H123V55H127ZM144 54V53H143ZM147 53H145V55H146ZM152 54H150V55H152ZM15 55H17V58H19L20 57V59H22V58H24L25 57V54L23 53V50L21 49V47H20V49L19 50H17L16 51V54L14 53V55L13 56H15ZM119 55H121V54H119ZM169 57H168V56ZM231 55V56H230ZM9 56H11V54L9 55ZM89 56V55H88ZM130 56H131V54H130ZM148 55H146L145 57L146 58H148L147 57ZM153 56V55H152ZM155 56L156 55H154V57L153 58H155ZM161 56V55H160ZM160 56H159V58H160ZM144 56L142 57L143 59L142 60H145L146 58H145ZM12 58V57H11ZM151 57L149 56V59H150ZM169 58H171V59H169ZM202 58V59H201ZM156 59V58H155ZM155 59H154V62H155ZM158 59V58H157ZM170 61H169V60ZM198 59V58H197ZM196 59V60H197ZM23 60V59H22ZM27 60L25 59V61H24V63H25V65H26V62H27ZM151 60H153V59H151ZM151 60H150V64H152L151 63ZM161 60V59H160ZM159 60V61H160ZM163 60V59H162ZM188 60V59H187ZM3 61H5V59H4V57H3V59H2V62ZM149 60L147 59V60H145L144 62L143 61H141V62H139V65H141V64H143V65H145V68L144 69H146V73L148 74V76H149V73L148 72H153V71H155V69H153L154 67H152V65H151V67L152 68H150L149 66H150V64H149V62H148ZM198 61V60H197ZM5 62H7L8 64H6V63H4L5 65V67L4 68H6V65L8 66L7 68H9V71L11 70V68L13 67V69L11 70V72H10V74L9 73H7V72H9L8 71V69L6 70L5 69V73L7 74H5L3 71V76L5 77V79H7L6 81H8V82H6V83H10V84H13V85H15V83L14 82H17L16 81V79L18 78V82L20 81H22L23 79H25V76H24V72L23 71H18L19 70V68H18V70H17V67H16V72L17 73H12L13 72V70H14V67L16 66H14V64H13V66L10 68V64L12 63V62H8L7 60L5 61ZM14 62H17V61H15L14 60ZM28 62H27V64H28ZM143 62V63H142ZM166 62V63H165ZM233 62V61H232ZM10 63V64H9ZM22 63V62H21ZM0 64H1V62H0ZM154 64V63H153ZM170 64V63H169ZM232 64V63H231ZM230 64V65H231ZM3 64H1L0 66H2ZM18 65H19V63H18ZM139 65H138V67H139ZM154 65H156V64H154ZM168 65V64H167ZM166 65V66H167ZM21 67L23 66L22 64L20 65ZM2 67V68H3ZM135 68V69H140V67H141V69H143V67L144 66H140L139 68ZM224 68L223 70V72H221L222 71V68ZM225 67H227V68H225ZM1 68V69H2ZM104 68V67H103ZM166 68V67H165ZM0 69V70H1ZM140 69V70H141ZM150 69H153V70H150ZM15 70H14V72H15ZM117 70V69H116ZM137 70H136V72H137ZM139 70V71H140ZM7 71V72H6ZM52 71V70H51ZM119 71V70H118ZM121 71V70H120ZM135 71V70H134ZM138 71V75H136L135 76V74L133 75V74H131V79H132V81H131V83L130 84H133V88H134V85H135V88L137 87V85L139 84V82H140V84L143 82V83H148V81L150 80V79H148L149 77L147 76V78H146V76H145V78H146V80H145V82H144V80L143 79H145L143 76H142V71H144V70H141L140 72ZM124 72V71H123ZM127 72V71H126ZM135 72V73H136ZM156 72V71H155ZM154 72V73H155ZM230 72V73H231ZM52 73V72H51ZM121 73V72H120ZM119 73V75H120V77L118 78V76H116V73H114L115 74V76L114 77H112L110 80H109V82H110V84L108 83V85H110L111 87H110V89H109V86H107L106 85V88L108 87V89L110 90L108 93H106L104 96H105V100L106 99H108V100H106V102H107V105H110V104H108V102L109 101H111V99H110V97L112 96V95H114L115 93H116V89L118 88V85L119 84H121V82H122V80L124 79L123 77L125 76H123V77H121V74ZM123 74V73H122ZM140 74H141V77L143 78H141L140 77ZM232 74V73H231ZM145 75V74H144ZM152 75V74H151ZM156 75H158L157 73H156ZM174 75H175V73H174ZM221 75V76H220ZM113 76V75H112ZM129 76V75H128ZM154 76V75H153ZM225 76H223V78L225 77ZM231 76V75H230ZM3 77V78H4ZM151 77V76H150ZM158 77V78H159ZM175 77V76H174ZM2 78V77H1ZM27 78V77H26ZM128 78V77H127ZM140 78L142 79V80H140ZM160 78V79H161ZM165 78H167L166 80H165ZM228 78H229V76H228ZM228 78H225L224 80H228ZM153 78H151V82H153V80H152ZM1 81H3L2 79H0ZM28 80V79H27ZM125 80V79H124ZM229 80H230V78H229ZM24 81V80H23ZM23 81L21 82V85L22 84H24L23 83ZM30 81V80H29ZM139 81V82H138ZM182 81V82H181ZM18 82H17V85H19V87L21 86L20 85V82H19V84H18ZM227 83H228V81H226ZM4 83V82H3ZM42 83V82H41ZM136 83V84H135ZM142 83V86H146L145 84H143ZM225 83V82H224ZM28 84V83H27ZM138 85L139 86V88H140V92L142 91V93H143V90L145 91V89H146V91L147 92H149L148 90H150L149 88H148V85H147V87H145V88H143L142 90H141V88L142 87H140L141 85ZM149 84V83H148ZM174 85V86H173ZM32 86V85H31ZM156 86H158L157 84H156ZM224 87L225 88V90L224 89H222V87ZM4 87H5V85H4ZM11 87V86H10ZM15 87H16V85H15ZM18 87V88H19ZM35 87H38V84H37V86H35ZM132 87V86H131ZM155 86L153 85V88H154ZM219 87L221 88V90L222 91H225V95L223 94V95H221L222 94V91L220 92V90H219ZM22 88V89H21ZM105 88V87H104ZM133 88H130V89H132L133 91H134V89ZM152 88V89H153ZM180 88H182V89H180ZM230 89V87H227V89ZM13 89V88H12ZM20 89L21 90H23V87H20ZM130 89L129 90H127L126 91V93H128L127 95H125V92L123 93V98H124V96H126L125 98H124V100H122V95L119 97V99L121 100V103L123 102V103H125V104H123V105H126V106H124V107H126V109H123L124 111L125 110H128V109H130L129 108V106L131 107V108H133V109H136V110H134L135 111V113H137V114H134V115H136V117L134 116L133 118L134 119H136L137 117L138 118H141V119H144V120H142V124H143V126L144 125H147V123H148V121L147 122H145V119L150 115V113H153V116H155L157 119L158 118H161L159 121H160V123H161V120H163V116L165 115L164 114V110L162 109V108H164L165 107V105H166V103L167 102H165V103H161V102H158L159 104H160V106L162 105H164V107H162L161 106V109H160V107L158 106L159 104L157 103V105H156V107L154 108L153 107V105H152V102H150L149 101V98H145V95H141L140 94V96L138 95L139 93L138 92H135V91H137L136 89H138V87L135 89V91H134V93H132V92H130ZM148 89V90H147ZM21 90H20V92H21ZM106 90V89H105ZM164 90V89H163ZM166 90H168L169 91V88L167 89H165V91ZM10 91H11V89H10ZM9 90H7V91H1V89H0V102L3 100H5L6 102L7 101H11V103H9V104H12L11 106H12V108L13 109H11V106L10 107H6V109H11L10 110V112L9 111H7V113H4V110L5 109H2L3 107L1 106V105H5V106H9L8 105V102L6 103H0V107H1V109L2 110H0V123H1V127H2V125H3V127H6V125H5V121H6V119H5V117H4V114H8L9 113V115L10 114H12L11 113V111L13 112V114L11 115L12 117H13V121H14V124H15V127L16 128H18V127H21L22 128V125H24V123H25V120H23V111H22V113H21V108L19 107L18 109H17V106L18 105H23V104H19V102L21 101V99H22V97L20 96V93H19V95L18 94H16V96H20L19 98H21V99H19L18 100V98H16L15 96H14V93H15V91L14 90H12L11 92H10ZM19 92V90H17L16 89V92ZM24 91V90H23ZM22 91V92H23ZM32 91V90H31ZM36 91H38V89L36 90ZM14 92V93H13ZM17 92V93H18ZM248 92V91H247ZM249 92H250V90H249ZM24 93V92H23ZM32 93H34L33 91H32ZM38 93H40V91L38 92ZM138 93V94H137ZM153 93H154V89H153ZM153 93L152 94H149V95H151V96H155V95H153ZM162 93V92H161ZM166 93V92H165ZM251 93V92H250ZM22 94V93H21ZM29 94V93H28ZM98 93L96 92V95H97ZM101 94V93H100ZM99 94V95H100ZM135 94H137L138 95V97H136L137 95H135ZM164 94V93H163ZM174 94V95H173ZM229 94H230V92H229ZM234 94V93H233ZM247 94V93H246ZM37 95V94H36ZM99 95H97V96H99ZM232 95V94H231ZM7 96V98H9V100H7V98L5 99V97ZM38 96V95H37ZM150 96V97H151ZM160 96V95H159ZM4 97V98H3ZM100 97H101V95H100ZM157 96H155L154 98H156ZM3 98V99H2ZM40 98V97H39ZM98 98V97H97ZM103 97H101L100 99H102ZM165 98V97H164ZM229 98V96H227V99ZM151 99H153L152 97H151ZM166 99H167V97H166ZM226 99V100H227ZM231 99V98H230ZM37 100V99H36ZM17 101H19V102H17ZM24 101V100H23ZM99 101H101V103H103L102 104V106L104 107V99H102V100H99ZM104 101V102H103ZM157 101H158V99H157ZM157 101H155V103L157 102ZM162 101V100H161ZM164 101V100H163ZM26 102V101H25ZM112 102V101H111ZM154 102V101H153ZM226 102V101H225ZM33 103V102H32ZM37 103V102H36ZM120 103V104H121ZM221 103H223V102H221ZM230 103V102H229ZM98 104V103H97ZM112 104H113V106H115V104L112 102ZM184 104V105H183ZM216 104V105H215ZM225 104V103H224ZM224 104H222V105H224ZM122 105V104H121ZM215 105V106H214ZM98 106V105H97ZM99 106H101V104L99 103ZM127 106H128V109H127ZM25 107V106H24ZM35 107H37V106H35ZM107 107V106H106ZM109 107H112V105H110ZM108 107V108H109ZM158 107H159V110L161 111H157L158 110ZM172 107V106H171ZM23 108V107H22ZM38 108V107H37ZM98 108V107H97ZM168 108V109H167ZM165 110L167 111H172L173 112V109L171 108V110H169V108H170V106H168ZM215 108V109H214ZM24 109V108H23ZM260 109V108H259ZM19 110V111H18ZM32 110V109H31ZM39 110V109H38ZM182 111H183V109H181ZM253 110V109H252ZM30 111V110H29ZM129 111V110H128ZM212 112V113H215V112ZM31 112V111H30ZM125 112H127V111H125ZM251 112V111H250ZM25 113V112H24ZM252 113H254L255 114V112H252ZM257 113H259V112H257ZM261 113V112H260ZM28 114H29V112H28ZM32 114V113H31ZM30 114V115H31ZM124 114H127V113H124ZM180 114H183L182 112L180 113ZM180 114H179V118H181V116H180ZM248 114H249V112H248ZM129 114H127V116H128ZM10 116V117H11ZM29 116V115H28ZM32 116V115H31ZM94 116V115H93ZM132 116V115H131ZM165 117H167V116H165ZM176 117L177 116H175V119H176ZM200 117V118H201ZM254 117V116H253ZM26 118V117H25ZM33 118V117H32ZM127 118H129V116L127 117ZM168 118V117H167ZM174 118V117H173ZM11 119V118H10ZM31 119V118H30ZM30 119H29V121H30ZM38 119V118H37ZM121 119H123L122 117H121ZM130 119V118H129ZM157 119H155V122L157 121ZM170 119V118H169ZM183 119V118H182ZM187 118L184 116V120L187 122V120H186ZM188 119V122L190 121ZM117 120L118 119H116V121H115V123H114V125H108L107 126V124L105 123V125H103V124H100V125H98V129H97V133H96V131H95V133H96V135H94L95 136V138H98V140H99V143H101L100 145H101V147L100 148H102V147H111V148H109V149H115V147H114V145H115V137H116V139H117V136H115L116 134H117V129H119L118 128V126L117 125H115V124H119V123H116L117 122ZM131 120V119H130ZM130 120H128V119H126V121L128 122V121H130ZM180 120V119H179ZM197 120V119H196ZM4 121V122H3ZM8 121V120H7ZM6 121V123L8 124H10L11 122H7ZM11 121V120H10ZM122 121V120H121ZM120 121V122H121ZM124 121H125V118H124ZM123 121V122H124ZM140 119L138 120V122L140 123ZM144 121V122H143ZM173 121V120H172ZM171 121V122H172ZM183 121V120H182ZM182 121H180V122H182ZM184 121V122H185ZM3 122V123H2ZM31 122H32V120H31ZM35 122H37V121H35ZM133 122V123H132ZM132 122H131V125H133L134 123H135V120H133L132 119ZM167 122V121H166ZM180 122H176L177 123V125H182L183 124V122H182V124L180 123ZM13 123V122H12ZM27 123V122H26ZM33 123V122H32ZM112 124H113V121L111 122ZM122 123V122H121ZM139 123H137L138 125H139ZM144 123H146V124H144ZM158 123V122H157ZM163 123V122H162ZM176 123H175V127H176ZM179 123V124H178ZM190 123V122H189ZM189 123H187V124H189ZM30 124V123H29ZM150 124H153V121H151L150 122ZM166 124V123H165ZM170 124V123H169ZM169 124H168V126H169ZM26 125V124H25ZM23 126V128L24 129H26L27 127L26 126ZM135 126H136V124H134ZM190 125V124H189ZM8 126V125H7ZM31 126V125H30ZM115 126H117V129L115 128ZM123 126H124V123H123ZM140 126V125H139ZM142 126V125H141ZM170 126H171V124H170ZM173 126V125H172ZM184 127H186V129H187V127H189V126H185V124L183 125ZM10 127V126H9ZM8 127V128H9ZM12 127V126H11ZM32 127V126H31ZM35 127H37L38 128V126H35ZM182 127V126H181ZM190 127H192V126H190ZM22 128V129H23ZM29 128V127H28ZM123 127H120V129H122ZM177 128H178V126H177ZM180 128V127H179ZM5 129V128H4ZM13 129H14V125H13ZM23 129V130H24ZM33 130H35L34 129V127L32 128ZM184 129V128H183ZM2 130V129H1ZM7 130L8 129H6L5 130V133L7 132ZM11 130V129H10ZM39 130V129H38ZM185 130V129H184ZM2 131H4V130H2ZM189 131V130H188ZM28 132V131H27ZM119 132H121L120 130H119ZM1 133H3V132H0V145L1 144H5V145H7V147L9 148V147H11V144L13 143H11L10 144V140H12V139H10L9 137L10 136H12V135H10L11 134V131L9 132V134H8V137H6L7 136V134H1ZM20 133H21V131H20ZM94 133V134H95ZM16 134H17V132H16ZM31 134H33V133H31ZM120 134V133H119ZM10 135V136H9ZM14 135V134H13ZM22 135H24L23 133L21 134V136ZM33 135H35V133L33 134ZM121 135V134H120ZM17 136H19V135H17ZM114 137V138H113ZM6 138H9L10 140L8 141V143H5V142H7L6 140H8V139H6ZM13 138V137H12ZM14 138H17L18 139V137H14ZM20 138H22V137H20L19 136V140H17V139H15L18 143L20 142V144H21V142H22V140L24 139H22L21 141H20ZM120 139H121V137H120ZM120 139L117 141L119 144H120ZM13 141V140H12ZM116 142V143H117ZM15 143V142H14ZM8 144L10 145V146H8ZM19 144V145H20ZM22 144H23V142H22ZM84 144V143H83ZM2 145V146H3ZM4 145V146H5ZM1 146V147H2ZM13 146V145H12ZM79 147L81 146L80 144L78 145ZM116 146V145H115ZM118 146H120V145H118ZM17 147H19L18 145H17ZM52 147V146H51ZM86 147V145H82V149L83 148H85ZM113 147V148H112ZM117 147V146H116ZM4 148V147H3ZM12 148V147H11ZM15 148V147H14ZM49 148V147H48ZM54 147H52L51 149H53ZM77 149H79V148H77ZM81 149V148H80ZM103 149L104 148H102V150L101 151H103ZM4 150V149H3ZM2 150V151H3ZM58 150V149H57ZM5 151V150H4ZM9 151H10V149H9ZM48 151V150H47ZM46 151V152H47ZM8 152V149H7V151H6V153ZM51 152H53L54 153V150L52 151H49V153H51ZM78 152V153H77ZM76 152V154L74 155V157H73V165L71 166V167H65V168H62L61 166H59L60 165V162H59V160H58V165H57V163H55L54 162V164H56V168H60V169H57V170H60L61 171V175H64V179H65V182L66 183H71L72 182V180H74V178L76 177H79L80 178V181H87L86 179V176L91 172H86V174H84V175H86L85 176V179L83 180V178H81V176L79 175V168L82 166L83 167V165L85 164V162L86 161H88L87 159H88V156H89V153L88 152H84V150H81V151H77ZM97 152V151H96ZM100 152V151H99ZM11 153V152H10ZM49 153H47V154H49ZM52 153V154H53ZM88 153V154H87ZM95 153V152H94ZM1 154L3 155V152H1ZM5 154V153H4ZM8 154V153H7ZM7 154H6V156H7ZM51 155V154H50ZM59 155V154H58ZM58 155H56V158L54 159V160H56L57 159V157H58ZM4 156V155H3ZM49 156V155H48ZM97 156H99V158H100V154L99 155H97ZM1 157V156H0ZM47 157V156H46ZM51 157V156H50ZM49 157V158H50ZM60 157V156H59ZM102 157V156H101ZM3 158V161L5 160L6 162H7V160L4 158V157H2ZM2 158H0V159H2ZM7 159H9V154H8V156H7ZM53 160V161H54ZM100 160H102V159H100ZM2 161V162H3ZM95 161H96V163H95V165L94 164H92V165H94L93 167L94 168H96L97 167V162L99 161V160H96V158H95ZM95 161H93V163L95 162ZM47 162V161H46ZM7 163H9V161L7 162ZM6 163V164H7ZM49 163H50V160H49ZM87 163V162H86ZM100 163H103L102 161L100 162ZM2 163H1V161H0V168H2L3 166L4 167H8L10 164H8V165H6L5 163H3V166L1 165ZM6 166H5V165ZM99 164V163H98ZM104 164V163H103ZM103 164H99V165H102V168H98L99 170L100 169H106V168H103ZM46 165H48V164H46ZM61 165L63 166L64 164H63V162L61 163ZM92 165L90 166V169L92 168L93 169V167H92ZM99 165H98V167H99ZM2 166V167H1ZM51 166V165H50ZM53 166V165H52ZM107 166V165H106ZM3 167V168H4ZM105 167V166H104ZM108 167V166H107ZM9 168V167H8ZM82 169V168H81ZM91 169V170H92ZM97 169V168H96ZM97 169V170H98ZM1 170V169H0ZM54 170H55V167H54ZM55 171V172H57L56 174H57V176L59 177V175H58V171ZM93 170H94V172H93ZM92 170V174L94 173L95 174V172H98V171H96L95 169H93ZM4 171H5V168H4ZM102 171V170H101ZM105 171V170H104ZM1 172V171H0ZM7 172H8V170H7ZM83 172V171H82ZM103 172V171H102ZM9 173V172H8ZM6 174V173H4L5 174V176H6V178L7 177H9V176H7V175H9V174ZM54 173V172H53ZM99 173H100V171H99ZM98 173V174H99ZM3 174V173H2ZM2 174H0L1 176H2ZM3 174V175H4ZM81 174V173H80ZM93 174V175H94ZM52 175V174H51ZM60 175V176H61ZM97 175V174H96ZM103 175V174H102ZM0 176V177H1ZM83 176V175H82ZM88 176H90L89 177V179H88V181L89 180H91V175H88ZM87 176V177H88ZM95 176V175H94ZM92 176L93 177V179L94 178H100V177H98V176ZM102 177V176H101ZM57 178V177H56ZM62 178V177H61ZM78 178V179H79ZM82 179V180H81ZM0 180H2V177L0 178ZM6 181V179L4 178L2 181H0V182H3V181ZM57 180V179H56ZM59 181H60V179H58ZM57 180V181H58ZM64 180H62L61 182H59V185H61L62 184V182H63ZM7 182V181H6ZM58 183V182H57ZM61 183V184H60ZM80 183V182H79ZM55 184H56V182H55ZM82 185L83 184H81L80 183V186L82 187ZM56 186H58V185H56ZM79 186V187H80ZM53 187V186H52ZM51 187V188H52ZM79 188V189H81L82 190V188ZM84 188V187H83ZM107 188V187H106ZM78 189V188H77ZM101 189V188H100ZM103 189V188H102ZM55 190V189H54ZM105 190H107V189H105ZM50 191V190H49ZM83 191V190H82ZM86 191V190H85ZM91 191V190H90ZM90 191L88 192V189H87V192L88 193H90ZM99 191V190H98ZM101 191L102 190H100V192L98 193V194H100V196H101ZM108 191H109V188H108ZM94 192V191H93ZM97 192V191H96ZM50 193H51V191H50ZM97 193H95V195H92V193H91V195L90 194H83L81 191H74V192H72V195H71V193L69 194L70 195V197H69V199H68V202H69V204H68V206H67V204H66V206L64 207V208H66V207H70V206H75V207H78V208H80L81 210H82V208L84 209L85 208V213L84 214H86V218H85V220H84V216H82L83 214H81V213H83V210H82V212H81V210L79 211L78 210V208H77V211H79V213L81 214H79L80 216H82L83 218V220H84V222L82 221V219H81V221L79 220V219H77V220H79V221H76V220H74L75 218H65L64 216L62 217V219H61V217L59 218L58 216H57V213L59 212H56V211H54V208L52 209V208H50V207H52V206H49V212L47 213L44 209V211L47 213H45V214H43L44 216H42V217H40V219L41 218H43V220H42V224H44L43 226H41L42 227V229L46 232V233H43V231H42V234L43 235H47L48 236V239H45V237L46 236H42L41 237V242H42V239H43V237H44V239L45 240H47V242H48V240H49V242H48V244L46 245V241L43 243L44 244V248L45 249H43L44 251H45V254H43V256L42 257H44V258H47L46 260H47V262H46V264H60V263H64V261L66 262V261H68L69 262V260L71 259L72 261H73V259H74V261H77L78 259H80L81 261H83L84 262V264H122V262H124V263H126V264H128V261H132V258H133V255L132 254H130L131 256L130 257H128L129 255V253L127 254V251H130V250H128L129 249V247L131 246V241H129V239L130 240H132V238H129L128 236H126V234H127V231L129 230V229H127V228H125V227H127V226H129L128 224V219H126V221H127V223L128 224H126V222H125V225H124V228H125V231H122V227H123V225L121 224L122 222H119L118 223V219H119V217H120V211H118L117 212V210H116V213H118L117 215H119L118 216V218H116V221L114 220V221H110V218H107V217H109L108 215H106L105 217L108 219H105V217H103V215L102 216H100V218H99V214H101V211L103 210V208L106 210V208H105V202H104V198H106V197H104V198H102V197H100V196H98V195H96ZM103 194V193H102ZM112 194H113V192H112ZM34 195V194H33ZM105 195V194H104ZM114 195V194H113ZM110 196V195H109ZM1 197V196H0ZM116 197V196H115ZM64 198V197H63ZM110 198V197H109ZM111 198H113V197H111ZM67 199V198H66ZM65 199V200H66ZM114 199V198H113ZM0 200H2L1 198H0ZM58 200V199H57ZM60 200V199H59ZM61 200H62V198H61ZM103 200V201H102ZM115 200H116V198H115ZM106 201H108V200H106ZM1 202V201H0ZM59 202H61V201H59ZM62 202H63V200H62ZM65 202V201H64ZM109 202V201H108ZM114 202V201H113ZM116 202V201H115ZM114 202V203H115ZM34 203H36L35 201H34ZM0 204H2V203H0ZM32 204V203H31ZM59 204V203H58ZM62 204V203H61ZM106 204H107V202H106ZM109 204H112V203H109ZM37 205L38 204H36V208H37ZM60 205V204H59ZM118 205V204H117ZM1 206V205H0ZM39 206V205H38ZM79 206H81V207H79ZM107 206H108V204H107ZM110 206V205H109ZM112 206V205H111ZM113 206H114V204H113ZM116 206V205H115ZM3 208H1V209H3L2 211V215L3 214H5V212L6 213H8V211L9 210H7V208H6V205H4V206H2ZM6 208V210H4L5 208ZM11 207V206H10ZM32 207V206H31ZM54 207V206H53ZM119 207V206H118ZM13 208V207H12ZM17 208V207H16ZM39 208H40V206H39ZM61 208V207H60ZM71 209H73L72 207H70ZM114 208V207H113ZM25 209V210H24ZM33 209V208H32ZM38 209V208H37ZM76 209V208H75ZM108 209V208H107ZM18 210V209H17ZM66 210V209H65ZM67 210H69V209H67ZM104 210V211H105ZM19 211V210H18ZM17 211V213H19ZM21 211H23L22 213H23V216H25L23 219L25 220H28L27 218H26V214L24 215V212H27V209H26V207H24L23 208V210H21ZM29 211V210H28ZM33 212L35 211V210H32ZM52 211V212H51ZM56 212V215H55V213L54 212ZM108 211H109V209H108ZM107 211V212H108ZM264 211V210H263ZM37 212H38V214L40 213L38 210H37ZM43 212V211H42ZM51 212V213H50ZM107 212L105 213V214H107ZM110 212V211H109ZM111 212H113V210L111 211ZM110 212V213H111ZM115 212V211H114ZM16 213V212H15ZM35 213V212H34ZM92 213V214H91ZM95 215H94V214ZM115 213V214H116ZM123 213V212H122ZM1 214V213H0ZM20 215H21V213H19ZM41 214V213H40ZM59 214V213H58ZM89 214L91 215V218H92V216H95L96 217V214H98L97 215V219L99 218L100 219V221H101V219H104V221L102 220L101 222L100 221H98V220H96L97 222H94L95 220H94V218L95 217H93L92 218V220H93V222L94 223H91V222H87V217H90L89 216ZM114 213H112V215H113ZM115 214H114V217L112 218V220L113 219H115ZM18 215V214H17ZM36 217H37V213L36 214H34ZM33 215V217L35 218V216ZM42 215V214H41ZM65 215V214H64ZM88 215V216H87ZM111 217H112V215L111 214H109ZM122 215V214H121ZM56 216L58 217V218H56ZM19 217V216H18ZM22 217V216H21ZM21 217H19L20 219H21ZM33 217H31V218H33ZM38 217H39V215H38ZM102 217V218H101ZM117 217V216H116ZM19 218H18V220H19ZM63 218H65V219H63ZM76 218H78V217H76ZM121 218H123V219H121ZM121 220L122 221H124V218L125 217H123V215L121 216ZM89 219V218H88ZM96 219V218H95ZM204 218L203 217H201L200 215H196L195 217H191L190 218V220H189V222H190V224H189V226H188V229H187V233L191 236V237H194V239H195V237L197 238V236H198V231L200 230V228H202V226L205 224V221L203 220ZM22 220V219H21ZM21 220H19V224H20V221ZM23 220V221H24ZM25 220V221H26ZM33 220V219H32ZM22 221V222H23ZM30 221H31V219H30ZM35 221V220H34ZM38 221V220H37ZM36 221V222H37ZM76 221V222H75ZM88 221H91V220H88ZM26 223H27V221H26ZM124 223V222H123ZM29 224V223H28ZM33 225L34 223L32 222V223H30L29 225ZM31 225V227L33 228V227H37L38 225H40V224H37V226H32ZM209 225H211V224H209ZM20 226H22L21 224L19 225V227ZM212 226V225H211ZM31 227H28L29 228V231H30V228ZM1 228H3V226L1 227ZM0 228V229H1ZM122 228V229H121ZM128 228H130V226L128 227ZM187 228V227H186ZM212 228V227H211ZM258 228V227H257ZM20 229H22V228H20ZM25 229H27V227H26V225H25ZM34 229V228H33ZM126 229H127V231H126ZM131 229V228H130ZM209 229V228H208ZM262 229H264V228H262ZM4 230V228L3 229H1L0 230V232L1 231H3ZM35 230H36V228H35ZM40 230V229H39ZM132 230V229H131ZM186 230V229H185ZM19 231V230H18ZM27 231V230H26ZM120 231H122L123 233L124 232H126L125 233V235L123 234V233H121L123 236H126V237H123V236H121L119 233H120ZM210 231H213L214 232V229H210ZM209 231V232H210ZM260 231H262L261 229L258 231V232H260ZM25 232V231H24ZM33 232H35L34 230H33ZM32 232V236H34L33 233ZM257 232V233H258ZM263 232H264V230H263ZM6 233H7V231H6ZM19 234H20V231L18 232ZM28 233V232H27ZM2 234H3V232H1V236L0 237H3L2 236ZM18 234V235H19ZM29 233H28V235H30ZM128 234H129V236H132V234H130V232H128ZM210 234H211V237L213 236L212 235V233L210 232ZM214 234V233H213ZM258 234H262V233H258ZM4 235H5V232H4ZM17 235V236H18ZM27 235V234H26ZM28 235H27V237L26 238H28ZM35 235H37L36 234V232H35ZM121 237H120V236ZM7 236H9V235H5V237H6V240H5V237H4V239L3 240H5V241H9V240H11V238L9 239V237L7 238ZM15 236V235H14ZM14 236H12V237H14ZM20 236H21V234H20ZM210 236V235H209ZM11 237V236H10ZM16 237V236H15ZM14 237V238H15ZM38 237H40V236H38ZM127 237H128V239H127ZM13 238V239H14ZM21 238H22V236L20 237V239H19V237H17V239H19V240H21ZM30 238H32L31 236H30ZM35 238H37V237H35ZM123 238V239H122ZM2 239V238H1ZM0 239V240H1ZM24 239H25V237H24ZM38 239V238H37ZM207 235L206 236H204L203 235V237H199L198 236V238H197V244H199V246H201V244H203L204 242H207ZM210 239V238H209ZM208 239V240H209ZM15 240H16V238H15ZM15 240H13V242H16ZM18 240V241H19ZM22 240H23V238H22ZM29 240V239H28ZM27 240V242H29ZM34 240V239H33ZM32 240H30V242L29 243H31L30 245H32V242H31ZM36 241V240H35ZM37 241H39V240H37ZM34 242V244L35 243H38V242ZM122 241H124V242H122ZM129 241V244L128 243H125V242H128ZM10 242H12V240L10 241ZM20 243H18V246H17V244H15L14 243V245L13 244H11V243H9V244H11V247H12V245H13V250H12V248L10 247V245L8 244V247H7V249H9V247H10V250H9V254L11 255L12 253H15V259H17V257H19L18 255H17V253L19 252V250H20V248H21V246H20V244H21V241H19ZM0 243H1V241H0ZM4 243V242H3ZM25 243H26V241H25ZM40 243V242H39ZM38 243V244H39ZM7 244H6V246H7ZM37 244V245H38ZM40 244H42V243H40ZM28 245V244H27ZM29 245V246H30ZM45 245H46V247H45ZM127 245H128V247H127ZM28 246V247H29ZM43 246V245H42ZM28 247H26V248H24V249H26V251L28 252V249L30 250V248H28ZM32 247V246H31ZM36 247V246H35ZM34 247V248H35ZM41 248V245L40 246H38V248ZM17 248H19V250H17ZM132 248V247H131ZM16 250V252H15V250ZM22 250H24L23 248H21ZM11 250L12 251H14V252H12L11 253ZM21 251V250H20ZM33 251H35L36 252V250H33ZM33 251H30V254H28V255H30V258H31V254H32V257L33 256H35L36 257V259L38 258L37 256H39V255H37V252H36V254L33 252ZM43 251V252H44ZM25 252V251H24ZM41 252V251H40ZM21 253V252H20ZM19 253V254H20ZM26 254V255H27ZM38 254H39V251H38ZM9 255V256H10ZM12 255H14V254H12ZM27 255V256H28ZM55 255H57L58 256V258H57V260H53V258L55 257ZM17 256V257H16ZM21 256H25V254L23 253V255L21 254ZM21 256H20V258H19V260L21 259ZM56 256V257H57ZM22 257V258H23ZM26 257V256H25ZM25 257H24V259H25ZM212 256H210V258L208 259V256L207 257H205L204 256V258L206 259V261H205V263L206 264H212V262H214L215 263V261L211 258ZM10 257H8V259H9ZM27 258H29V256L28 257H26V259ZM29 258V259H30ZM75 258H78L77 260L75 259ZM196 258V257H195ZM199 258V257H198ZM201 258H203V257H200V259ZM10 259H12L13 260V257L12 258H10ZM35 259V258H34ZM34 259H32L31 258V260H32V264L35 262L34 261ZM40 259V258H39ZM39 259H37V261L39 262L40 260ZM43 259V258H42ZM93 259V261H92V263H91V260ZM194 259V258H193ZM45 260V259H44ZM80 260H78V261H80ZM90 260V261H89ZM133 260H134V258H133ZM196 260H198V261H200L199 259H196ZM208 260V261H207ZM14 261V260H13ZM36 261V262H37ZM55 261V262H54ZM80 261V262H81ZM203 262L202 263H204V260H202ZM10 262V261H9ZM15 262H16V260H15ZM19 262L20 261H18V262H16V264H19ZM37 262V263H38ZM44 262V261H43ZM79 262V264H83V262H81L80 263ZM192 262V261H191ZM11 263V262H10ZM21 263V262H20ZM23 263H25L24 261L22 262V264ZM123 263V264H124ZM196 264H197V262H195ZM251 263H253V264H264V253L263 254H260V255H257V256H254V258L253 259H251ZM15 264V263H14ZM36 264V263H35ZM41 264V263H40ZM76 264H78V263H76ZM131 264H134V262L132 261V263ZM193 264V263H192ZM199 264V263H198Z\"/></svg>", "mask_w": 264, "mask_h": 264}]
</instances>
